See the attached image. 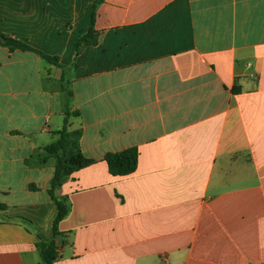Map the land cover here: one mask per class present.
I'll use <instances>...</instances> for the list:
<instances>
[{
  "label": "crops",
  "instance_id": "obj_1",
  "mask_svg": "<svg viewBox=\"0 0 264 264\" xmlns=\"http://www.w3.org/2000/svg\"><path fill=\"white\" fill-rule=\"evenodd\" d=\"M0 33L56 58L0 43V264H42L39 238L54 264H264V0H0ZM66 120L97 163L54 237Z\"/></svg>",
  "mask_w": 264,
  "mask_h": 264
},
{
  "label": "trees",
  "instance_id": "obj_2",
  "mask_svg": "<svg viewBox=\"0 0 264 264\" xmlns=\"http://www.w3.org/2000/svg\"><path fill=\"white\" fill-rule=\"evenodd\" d=\"M95 36L92 24L88 33L80 38L78 47L85 43H90V40ZM0 43L8 47L11 51L34 52L47 61H56V58L48 56L30 45L2 33H0ZM69 94L71 93L69 92ZM67 116H70V114L67 113ZM55 134L59 136L58 140L44 148L46 156L40 159L42 164L47 163L50 157L56 159L54 174L48 189V193L57 207V215L53 221L54 237L59 235V224L70 211L68 201L56 197V190L60 189L64 182L75 173L97 163V160L88 158L83 154L81 148L82 131L70 129L67 125V120L64 128L55 132ZM103 161L106 162L112 176H129L138 168L139 150L136 147H132L120 152H109L103 157ZM30 189L36 191L37 187L30 185ZM6 209L7 206L0 202V211H5ZM36 247L40 252L42 264H54L58 258L55 241L44 242L39 238Z\"/></svg>",
  "mask_w": 264,
  "mask_h": 264
}]
</instances>
